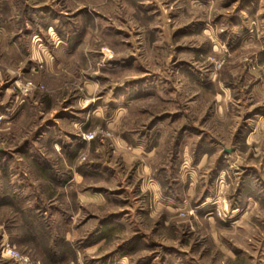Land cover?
Segmentation results:
<instances>
[{
	"label": "rangeland",
	"instance_id": "rangeland-1",
	"mask_svg": "<svg viewBox=\"0 0 264 264\" xmlns=\"http://www.w3.org/2000/svg\"><path fill=\"white\" fill-rule=\"evenodd\" d=\"M114 27L128 42L119 51L128 57L125 74L108 71L110 58L102 54L106 44L119 50L104 35ZM51 33L88 37L70 43V50L82 48L66 56ZM165 78L180 103L168 109L149 99L166 94ZM85 80L99 81L105 97L110 85L125 82L129 99H147L139 104L143 116L186 114L191 134L206 129V141L215 134L223 149L233 148L209 165H168L173 180L166 194L183 197L181 167L188 182L192 174L196 193L184 208L160 210L163 217L147 223L154 244L132 251L133 259L264 264V0H0V264H16L1 255L7 245L42 264H78L45 251L54 221L37 209L65 193L53 183L62 159L53 139L40 136L63 109L82 108ZM139 107H129L132 124ZM95 124L83 141L110 145L112 131L100 119ZM89 133L93 140H84Z\"/></svg>",
	"mask_w": 264,
	"mask_h": 264
},
{
	"label": "crops",
	"instance_id": "crops-1",
	"mask_svg": "<svg viewBox=\"0 0 264 264\" xmlns=\"http://www.w3.org/2000/svg\"><path fill=\"white\" fill-rule=\"evenodd\" d=\"M110 29L104 34L105 38L117 43L119 50H111V46L104 44L102 54L110 58L108 71L125 74L128 57L119 51L120 48L125 49L128 42L118 28ZM50 35L56 48L60 47L58 52L66 56L79 53L82 48L80 44L70 50V43L83 42L88 37L87 33L84 40L79 37L75 40L69 35L62 38L56 33ZM96 52L93 48L90 55L94 57ZM111 54L114 57H110ZM165 80L170 87H167L166 94L161 91V94L156 93L149 99L166 104L168 109L180 103L175 99L174 84L168 83L171 79ZM85 88L87 97H82L77 103L82 108L63 109L40 136L47 142L53 139V150L62 159L53 183L65 192L61 195L55 193L49 199V209H37L40 216L54 221V227H47L49 235L43 248L65 260L64 263L76 259L78 264L85 261L89 264H141L133 259L132 251L153 243L152 236L144 228L147 223L157 222L160 216L163 217L164 213L160 214V210L173 209L174 206L184 208L188 199L196 193L197 184H193L196 181L192 174L188 182V173H182L184 165H209L212 159L216 160V155L230 154L233 148L223 149L215 134L206 141L204 137L211 134L206 129L201 128L191 134L190 116L186 114L143 116L139 104L147 99L138 96L129 99L125 82L118 87L110 85L111 93H107L106 97L100 93L104 87L99 81L85 80ZM96 90H99L97 94L94 93ZM132 105L140 109L135 114V124L127 119ZM99 119L115 138L110 139L108 146L96 140L86 143L81 138L84 132L96 126ZM83 152L87 153L86 161L79 159ZM198 155L201 156L198 158ZM217 158L220 161L221 157ZM115 165H122V171ZM168 165H183L180 177L187 189L177 201L166 194L173 180ZM164 174L167 187L163 184ZM39 200L47 202L44 195ZM59 243L69 244L70 248L63 249L58 246Z\"/></svg>",
	"mask_w": 264,
	"mask_h": 264
},
{
	"label": "built area",
	"instance_id": "built-area-1",
	"mask_svg": "<svg viewBox=\"0 0 264 264\" xmlns=\"http://www.w3.org/2000/svg\"><path fill=\"white\" fill-rule=\"evenodd\" d=\"M94 136H95L94 133H89L87 135H84L83 138L86 141H91L93 140ZM1 255L2 257L12 259L13 261H15L16 264H42V263L33 261L31 258L23 255L22 253H20L15 248L9 245L3 247V249L1 250Z\"/></svg>",
	"mask_w": 264,
	"mask_h": 264
},
{
	"label": "trees",
	"instance_id": "trees-1",
	"mask_svg": "<svg viewBox=\"0 0 264 264\" xmlns=\"http://www.w3.org/2000/svg\"><path fill=\"white\" fill-rule=\"evenodd\" d=\"M48 254H50V253H48ZM50 255H51L52 258H54V259H57V260H60V259H61V258H57L56 254H54V255L50 254ZM57 260H53V259H52L51 261L53 262V261H57Z\"/></svg>",
	"mask_w": 264,
	"mask_h": 264
}]
</instances>
